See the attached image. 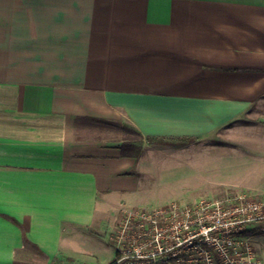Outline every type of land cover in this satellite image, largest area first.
Here are the masks:
<instances>
[{"label":"crops","instance_id":"1","mask_svg":"<svg viewBox=\"0 0 264 264\" xmlns=\"http://www.w3.org/2000/svg\"><path fill=\"white\" fill-rule=\"evenodd\" d=\"M263 115L264 0H0V264H96L99 198L141 187L107 128L204 140Z\"/></svg>","mask_w":264,"mask_h":264},{"label":"rangeland","instance_id":"2","mask_svg":"<svg viewBox=\"0 0 264 264\" xmlns=\"http://www.w3.org/2000/svg\"><path fill=\"white\" fill-rule=\"evenodd\" d=\"M104 125L108 123L101 127ZM107 129L102 132L107 140L128 137L113 127ZM152 143L156 145L145 147L141 154L139 193L130 200H121V195L110 202L103 196L98 200L97 218H104L106 223L100 231L93 228L85 241L91 250H96L93 256L98 259L94 260L96 264H109L111 255L116 252L112 239L125 207L150 208L172 202L193 204L227 191L264 196V115L257 120H240L204 140L171 142L174 145ZM250 234L264 264V232ZM77 249H81V245Z\"/></svg>","mask_w":264,"mask_h":264},{"label":"built area","instance_id":"3","mask_svg":"<svg viewBox=\"0 0 264 264\" xmlns=\"http://www.w3.org/2000/svg\"><path fill=\"white\" fill-rule=\"evenodd\" d=\"M262 220L264 196L236 191L193 204L125 207L113 235L111 263L261 264L247 230Z\"/></svg>","mask_w":264,"mask_h":264},{"label":"trees","instance_id":"4","mask_svg":"<svg viewBox=\"0 0 264 264\" xmlns=\"http://www.w3.org/2000/svg\"><path fill=\"white\" fill-rule=\"evenodd\" d=\"M118 129L125 132L128 134V137H124L123 143H122V149H123V154L125 156H133L136 158H140L144 144L145 142H164V141H172V142H182V143H188L196 138L193 137H180V138H156V137H144L142 134L134 127L131 125H128L126 123H118ZM262 228H264V220L260 221L257 223V225L252 228L247 230L248 233H261ZM16 264H18L16 262ZM112 264V263H110Z\"/></svg>","mask_w":264,"mask_h":264}]
</instances>
